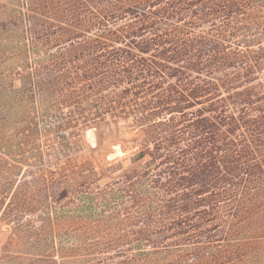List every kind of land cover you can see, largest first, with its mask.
<instances>
[{"label": "trees", "instance_id": "16d2710c", "mask_svg": "<svg viewBox=\"0 0 264 264\" xmlns=\"http://www.w3.org/2000/svg\"><path fill=\"white\" fill-rule=\"evenodd\" d=\"M0 264H264V0H0Z\"/></svg>", "mask_w": 264, "mask_h": 264}, {"label": "rangeland", "instance_id": "374dc122", "mask_svg": "<svg viewBox=\"0 0 264 264\" xmlns=\"http://www.w3.org/2000/svg\"><path fill=\"white\" fill-rule=\"evenodd\" d=\"M92 149H93V147L90 146V147H88V148L86 149V152L89 153V152H91Z\"/></svg>", "mask_w": 264, "mask_h": 264}]
</instances>
